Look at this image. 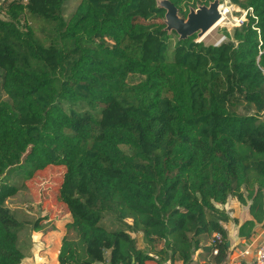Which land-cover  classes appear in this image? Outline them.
I'll return each instance as SVG.
<instances>
[{
  "label": "trees",
  "instance_id": "1",
  "mask_svg": "<svg viewBox=\"0 0 264 264\" xmlns=\"http://www.w3.org/2000/svg\"><path fill=\"white\" fill-rule=\"evenodd\" d=\"M71 1L0 0V264L26 257L8 201L49 168L71 215L59 264H224L231 225L264 229V0H229L252 11L220 46L166 32L155 0L66 20ZM169 1L186 18L214 0Z\"/></svg>",
  "mask_w": 264,
  "mask_h": 264
},
{
  "label": "rangeland",
  "instance_id": "2",
  "mask_svg": "<svg viewBox=\"0 0 264 264\" xmlns=\"http://www.w3.org/2000/svg\"><path fill=\"white\" fill-rule=\"evenodd\" d=\"M79 4L80 0H73L66 4L64 8L66 20L72 16ZM232 12L228 14V19L203 40L205 45H216L223 37V29L232 32L237 28L235 20H240L244 11L236 7ZM1 81L0 72V100L10 102L1 89ZM63 171V169L49 168L39 173L33 180L27 182L16 197L8 201V207L22 224L19 245L23 248L26 257L21 264H59V250L67 234V222L71 220L67 207L58 203L53 196L55 187L61 182L58 177ZM11 178L12 181H10ZM3 180L9 186L14 184L13 180L15 181L11 173H8ZM104 223L112 226L114 218L108 216L104 219ZM36 224L43 226V230L40 232L35 230ZM115 229H118V226ZM138 239L142 244L141 234Z\"/></svg>",
  "mask_w": 264,
  "mask_h": 264
},
{
  "label": "water",
  "instance_id": "3",
  "mask_svg": "<svg viewBox=\"0 0 264 264\" xmlns=\"http://www.w3.org/2000/svg\"><path fill=\"white\" fill-rule=\"evenodd\" d=\"M157 8L165 11L166 32H175L180 40L197 35V42L203 40L223 21L221 0H214L209 5H197L191 8L186 18L181 17L180 10L169 0H155Z\"/></svg>",
  "mask_w": 264,
  "mask_h": 264
},
{
  "label": "crops",
  "instance_id": "4",
  "mask_svg": "<svg viewBox=\"0 0 264 264\" xmlns=\"http://www.w3.org/2000/svg\"><path fill=\"white\" fill-rule=\"evenodd\" d=\"M228 257L224 264H234V261L237 258V255L242 250L251 249L253 253L256 251L258 246L264 241V229L260 233H258L255 237L248 241H244L239 239L237 227L235 225H231L228 229ZM212 240L207 241V245L211 244ZM204 253V255H203ZM206 252L201 249L195 256L192 264H213L211 258H205ZM176 264H182L178 262Z\"/></svg>",
  "mask_w": 264,
  "mask_h": 264
},
{
  "label": "built area",
  "instance_id": "5",
  "mask_svg": "<svg viewBox=\"0 0 264 264\" xmlns=\"http://www.w3.org/2000/svg\"><path fill=\"white\" fill-rule=\"evenodd\" d=\"M222 6H221V14L223 16L224 22L228 16V14H232L233 10H235V6H233L229 0H221ZM230 5V6H229ZM244 11V10H243ZM249 11H252V9L244 11V14L240 20L236 19L235 22L237 23V27H240L244 21H246V17ZM227 37L223 35L218 41V43L214 46H220L221 44L227 42ZM215 240L221 241L220 235H215ZM218 251H214V255H217ZM234 264H264V241L258 246L256 251L253 253L251 249L242 250L238 253L236 260L234 261Z\"/></svg>",
  "mask_w": 264,
  "mask_h": 264
}]
</instances>
